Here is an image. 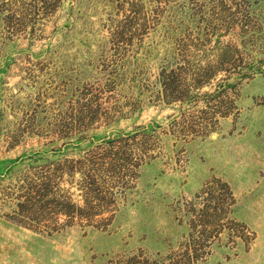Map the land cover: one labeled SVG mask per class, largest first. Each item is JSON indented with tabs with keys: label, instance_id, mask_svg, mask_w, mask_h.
<instances>
[{
	"label": "rangeland",
	"instance_id": "374dc122",
	"mask_svg": "<svg viewBox=\"0 0 264 264\" xmlns=\"http://www.w3.org/2000/svg\"><path fill=\"white\" fill-rule=\"evenodd\" d=\"M46 2L0 0V264H102L138 248L164 254L187 232L174 214H183L185 200L212 177L229 183L235 197L229 214L246 230L243 237L223 230L197 264H264V0H56L51 10ZM118 23L146 27L133 37L119 95L120 103L131 95L136 103L65 134L83 86L106 76L110 30ZM183 41L190 42L194 66L231 45L247 72L228 78L237 82V111L187 138L170 122L190 102L154 100L151 91L160 64ZM226 74L218 71L200 90H212ZM133 130L158 134L159 146L108 227L73 224L50 232L10 216L23 175ZM4 190L13 192L6 201Z\"/></svg>",
	"mask_w": 264,
	"mask_h": 264
},
{
	"label": "trees",
	"instance_id": "16d2710c",
	"mask_svg": "<svg viewBox=\"0 0 264 264\" xmlns=\"http://www.w3.org/2000/svg\"><path fill=\"white\" fill-rule=\"evenodd\" d=\"M55 4L56 0H48L43 5L51 10ZM3 19L7 22V16ZM114 28L110 30L109 41L112 58L105 64L107 70L103 71L106 76L83 86L78 98L71 103L69 119L64 122L65 134L84 128L102 116L110 118L127 103H136L128 99H137L132 95L120 103L119 95L126 80L127 54L134 50L133 37L144 34L146 27L118 23ZM176 44L171 55L174 57L160 64L151 82V91L154 100L190 102L172 117V132L185 138L205 135L217 127L222 118L237 111L233 89L237 82H229V75L237 73L241 78L247 72L242 70V57L232 52L231 45L220 47L213 61L194 66L188 58L190 42ZM220 70L227 74L216 80L212 90L201 91ZM158 146V134L133 130L109 138L79 155L65 154L48 160L16 182V196L13 197L16 199L10 216L27 226L50 232L73 224L106 228L119 201L132 188L139 167L156 156ZM2 193L5 200L13 192L4 190ZM234 201L229 183L212 177L193 197L185 200L186 208L180 210L183 214H174L187 226L176 248L164 254L138 248L116 253L102 264H197L210 254L223 230L226 229L230 236L243 237L245 224L229 214Z\"/></svg>",
	"mask_w": 264,
	"mask_h": 264
}]
</instances>
